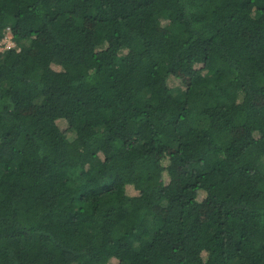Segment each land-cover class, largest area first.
Returning a JSON list of instances; mask_svg holds the SVG:
<instances>
[{
  "label": "trees",
  "instance_id": "obj_1",
  "mask_svg": "<svg viewBox=\"0 0 264 264\" xmlns=\"http://www.w3.org/2000/svg\"><path fill=\"white\" fill-rule=\"evenodd\" d=\"M8 36L0 264H264V0H0Z\"/></svg>",
  "mask_w": 264,
  "mask_h": 264
},
{
  "label": "rangeland",
  "instance_id": "obj_2",
  "mask_svg": "<svg viewBox=\"0 0 264 264\" xmlns=\"http://www.w3.org/2000/svg\"><path fill=\"white\" fill-rule=\"evenodd\" d=\"M7 38L8 39H4L2 41V43H1V45H0L1 46L0 50L1 51L5 50L7 48L14 47L13 42H11V40H9L10 36H8ZM184 90H185V88L183 86H178V87L174 88L172 94H173L174 97H179V96H181L183 94ZM59 125H60L61 128L65 126L64 123H62V124L60 123ZM68 136L71 137V134L69 133ZM164 181L166 183L168 182V177L165 174H164ZM126 193L129 196H134L136 194L135 191L133 190V188H131V187H126Z\"/></svg>",
  "mask_w": 264,
  "mask_h": 264
}]
</instances>
